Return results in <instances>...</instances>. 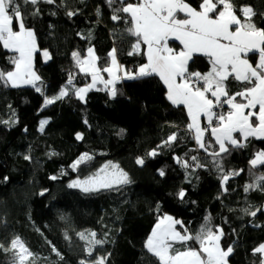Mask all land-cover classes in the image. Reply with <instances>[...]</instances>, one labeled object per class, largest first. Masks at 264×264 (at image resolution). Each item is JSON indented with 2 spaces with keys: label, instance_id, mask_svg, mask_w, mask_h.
<instances>
[{
  "label": "trees",
  "instance_id": "1",
  "mask_svg": "<svg viewBox=\"0 0 264 264\" xmlns=\"http://www.w3.org/2000/svg\"><path fill=\"white\" fill-rule=\"evenodd\" d=\"M185 2L199 10L202 0ZM232 2L235 14L242 20L239 8L251 5L257 13L253 22L264 29V0ZM21 7L25 26L33 30L38 49L48 50L51 59L44 61L40 50L34 53L33 67L43 82H37V86L42 87L43 94L32 86H0V121H17L14 126L0 123V243L8 247L11 239L19 236L39 256L38 261L33 258L25 264H80L82 260L92 264L102 255L108 256L106 264H159L144 247L158 218L172 216L182 222L175 225L178 231L187 229L195 235L207 216L214 230L217 225L223 229L222 247H233L228 264H260L261 254H254L253 249L264 242V182L260 179L264 165L252 169L249 161L260 147L264 148V139L250 137L243 142L244 148L222 157L225 174L240 172L230 178L224 191L221 174L211 165L212 157L198 149L194 133L186 131L190 123L187 109L167 99L166 85L158 75L120 80L116 86L122 94L115 98L98 87L89 90L86 102L71 94L43 107L44 95L58 94L69 73L75 74L74 87L91 80L90 73H81L76 66L74 51L83 58L93 47L101 69L109 66L111 49H116L118 61L131 70L144 64L146 56L143 49L129 55L136 42L125 31L130 25L111 19L113 12L107 0H56L53 4L40 2ZM36 8L39 14L32 15ZM68 11L77 14L69 17ZM13 28L17 29L15 25ZM169 43L180 47L176 40ZM12 55L17 54L0 45V70L14 68L10 63ZM257 56L258 53L247 55L252 65ZM210 68L209 59L200 53L189 62L190 72L203 74ZM226 87L233 95L242 91V82L230 77ZM41 120L48 121L43 131L39 130ZM78 132L83 134L82 140L76 139ZM173 133H177V141L158 147ZM208 133L205 135L210 136ZM213 148L218 151L219 146L213 144ZM153 149L157 155L149 156ZM82 153L92 159L74 171L70 165ZM26 155L31 159L26 160ZM191 156H198L207 166L194 173L189 169L186 179V170L174 157ZM137 157L145 159L143 166L136 164ZM109 162L126 171L133 183L119 192L93 194L68 187L70 181L83 179ZM159 169H164L163 177ZM5 176L9 177L7 182ZM52 176L57 179H50ZM253 183L258 187L245 193V185ZM181 188L186 193L183 201L177 196ZM43 189L48 191L41 196ZM244 208L257 215L245 214ZM91 231L107 243L97 246L88 256L87 241L77 233ZM189 246L197 250L200 247L196 241H190ZM174 247L184 250L178 243ZM13 256L11 251L0 250V264H12Z\"/></svg>",
  "mask_w": 264,
  "mask_h": 264
},
{
  "label": "snow or ice",
  "instance_id": "2",
  "mask_svg": "<svg viewBox=\"0 0 264 264\" xmlns=\"http://www.w3.org/2000/svg\"><path fill=\"white\" fill-rule=\"evenodd\" d=\"M40 2L53 4L56 0H0V45L18 54L10 57V63L14 66L12 71L0 70V86L19 88L31 85L38 93L43 94L42 87L37 86V82L41 85L43 82L33 68V54L38 51L35 34L31 28L25 26V13L21 7V4L36 6ZM63 2L64 0H61V3ZM107 4L112 9L111 19L114 22L124 20L130 25L125 31L135 38L136 42L132 45L133 51L129 52V55L135 54L142 41L148 49L147 63L141 65L138 70L125 69L121 77L114 74L111 66L102 69L97 67L96 62L99 58L94 56L93 48H88L87 56L83 58L80 52L74 51L72 56L76 66L81 73L91 74L92 83L83 87H74L75 74L69 73L67 83L61 87L58 94L53 97L44 95L43 107L63 100L71 94L80 101L86 102V94L95 88L97 83H103L109 96L115 98L122 94L116 86L120 80H137L158 75L167 85V99L173 105L183 104L187 108L190 123L186 131L194 133L192 138L198 149H202L212 157L211 165L222 177L221 188L227 191L225 185L231 177L239 175L240 172L229 171L225 174L222 157L246 146L235 138L233 133L238 132L244 141L250 137L264 139V29L257 28L253 22V17L257 13L251 5L241 6L239 11L243 16L242 20L235 14L232 0H215V3L213 0H202L199 10L185 0H136L135 3L126 0H107ZM219 5L223 6L222 9L218 7ZM179 13H184L186 18H177ZM38 14L39 9L36 8L32 15ZM76 14L75 11L67 12L69 17ZM14 25L18 27V31L13 30ZM232 26L235 27L234 31L230 30ZM170 36L183 45L181 51L175 52L168 46ZM115 53L116 49H113L108 54L112 57L113 65H116ZM198 53L206 56L211 64L210 70L203 74L189 71V62ZM249 53H258L259 59L255 67L246 58ZM42 55L46 61L51 59L46 49L43 50ZM120 68L122 66L117 67V72ZM102 73H108L111 79L105 80ZM230 77L242 82V91L229 94L226 81ZM177 78L184 83H177ZM206 93H210L214 100ZM237 98L240 100L238 101ZM226 105L230 109L226 115L214 111ZM257 107L258 112L255 111ZM245 109L252 110L245 113ZM201 114L207 116L208 127H201L198 121ZM253 117L258 123L254 124ZM16 122L15 120L0 121L9 126H14ZM47 123V120L40 121L39 130L43 131ZM209 128L210 136H206ZM76 139L82 140L83 134L76 133ZM177 140V133H173L158 147H168ZM213 144L219 146L218 151L213 148ZM148 155L156 156L157 151L153 149ZM24 158L31 159L27 155ZM91 159L88 153H82L70 167L76 171ZM174 160L186 170V179L189 169L194 173L197 168L207 166L198 156H191L190 159L174 157ZM135 162L143 166L145 159L137 157ZM249 165L252 169L264 165V150L255 153ZM158 174L163 177L164 169H159ZM3 179L7 182L9 177L5 176ZM50 179L55 180L57 177L52 176ZM260 179L264 182V176ZM131 183L133 181L126 171L119 165L109 162L83 179L70 181L68 187L79 189L84 194H93L101 191L119 192ZM257 187L256 183L246 184L244 191L247 193ZM47 191L48 189H43L39 194L43 196ZM185 195L183 188L177 193L182 201ZM242 211L251 216L257 215L255 211L249 212V208H244ZM204 219L206 223L201 225L195 235H192L187 229L183 233L177 231L175 225H182V222L165 214L158 218L157 224L144 242V247L158 259L159 264H228V257L233 252V247L229 245L224 249L221 245L223 229L217 225L214 230L210 225L209 217L206 216ZM77 235L81 240L87 241L85 251L88 256L93 255L97 246L107 243L106 239H97L95 231L87 234L80 232ZM104 235L107 236V233ZM190 241H196L200 246L199 250L190 247ZM177 243L184 250L176 249L174 245ZM0 250L6 253L13 252V264L17 259L19 264H25L29 257L34 256L19 236L11 239L8 247L0 243ZM52 251L60 256L61 260L63 259L55 247ZM253 253L261 254V264H264V243L255 247ZM107 259L108 256H98L92 264H106ZM80 264H85V261L82 260Z\"/></svg>",
  "mask_w": 264,
  "mask_h": 264
},
{
  "label": "crops",
  "instance_id": "3",
  "mask_svg": "<svg viewBox=\"0 0 264 264\" xmlns=\"http://www.w3.org/2000/svg\"><path fill=\"white\" fill-rule=\"evenodd\" d=\"M135 2H136V0H135L134 2H132V3H135ZM177 18H181V19H182V18H186V17H185V14H184V13H179L178 16H177ZM17 29H18V27H17ZM230 30L234 31V30H235V27H234V26L230 27ZM169 40H175V39H174L173 37L170 36V37H169ZM176 41H178V40H176ZM178 42H179V41H178ZM179 43H180V42H179ZM168 46L171 47L175 52H179V51H181L182 48H183V45H181V44H180V47H178V48L172 46L170 43H168ZM91 48H93V47H91ZM93 49H94V48H93ZM141 49H143V51H144V53H145L146 61H145L144 64H146V63H147V51H148V49H147V45L144 44L142 41H141L139 47L136 49V52H139ZM112 50H113V49H111L110 51H112ZM86 56H87V51H86V54H85L84 57H86ZM94 56L96 57V53H95V51H94ZM115 59H116V65H113V64H112V57H110V64H109V66L113 67V69H114V74H118L119 76L122 77V76L124 75V70L127 69V68H125V67H124V66L118 61L117 56H116V53H115ZM142 65H143V64H142ZM109 66H108V67H109ZM118 66H122V68H120L119 72H117V67H118ZM140 66H141V65H140ZM140 66H139V67H140ZM139 67H138L136 70H138ZM108 77H109V75H108V73H106L104 79L107 80V79H109ZM179 79H180V78H177V83H180V82H179ZM98 87H101V88H104V89H105V86H104L103 83H97L96 86H95V88H93V89H96V88H98ZM166 89H167V85H166ZM206 95H208V97H209L210 99L212 98V99L214 100V98L211 97L210 93H207ZM237 100L239 101L240 99L237 98ZM226 106H227V105H226ZM185 108H186V107H185ZM186 109H187V108H186ZM249 110H251V109H245V113H247ZM255 110L258 112V107H257V109H255ZM200 116H201V120H202V124H203V121L205 120V115H204V114H201ZM209 135H210V132H209ZM235 135H237V137H238V139L240 140V142H242V143L244 142V140L241 141V140H242V137L240 136V134H239L238 132L233 134L234 137H235ZM161 217H162V216H161ZM157 222H158V220H157ZM157 222L154 224V226L157 224ZM154 226L152 227V230H153Z\"/></svg>",
  "mask_w": 264,
  "mask_h": 264
},
{
  "label": "rangeland",
  "instance_id": "4",
  "mask_svg": "<svg viewBox=\"0 0 264 264\" xmlns=\"http://www.w3.org/2000/svg\"><path fill=\"white\" fill-rule=\"evenodd\" d=\"M13 30H14V31H18L19 29H15V28H13ZM36 46H37V43H36ZM37 49H38V46H37ZM38 50H40V49H38ZM43 50H45V49H43ZM43 50H40V51H41V55H42ZM17 55H18V54H17ZM42 58H43L44 61H46L45 58L43 57V55H42ZM246 58H247V57H246ZM258 59H259V57L257 56L256 63H257ZM33 60H34V54H33ZM249 62H250V60H249ZM250 63H251V62H250ZM251 64H252V63H251ZM255 65H256V64H255ZM255 65H253V66L255 67ZM33 68H34V67H33ZM12 70H13V69H12ZM12 70H11V71H12ZM34 70H35V69H34ZM37 75H38V74H37ZM108 78L111 79L110 76H109ZM90 83H92V77H91V80H90L87 84H90ZM87 84H85V85H87ZM85 85H82V86H80V87H83V86H85ZM24 86H31V85H24ZM206 94H207V93H206ZM210 95H211V94H210ZM211 99H212V98H211ZM251 110H252V109H251ZM251 110H249V111H251ZM255 111H256V110H255ZM41 121H42V120H41ZM198 121H199L201 127H203L202 120H201V116H199ZM204 121H205V122L208 121V118H207L206 115H205V120H204ZM255 123H258V121L255 120V121H254V124H255ZM210 131H211V130H210ZM210 131H209V132H210ZM208 134H209V133H208ZM208 134H207V135H208ZM233 134H234V133H233ZM235 138L238 139L237 135H235ZM238 140H239V139H238ZM241 141H243V138H242ZM262 150H264V148H263V147H260L255 153H257V152H259V151H262ZM253 158H254V156H253ZM253 158H252V159H253ZM175 220H176V219H175ZM176 230H177V229H176ZM177 231H178V230H177ZM151 232H152V230H151ZM151 232H150V233H151ZM150 233H149V234H150ZM149 234H148V235H149ZM147 237H148V236H147ZM146 239H147V238H146ZM262 243H264V242H262ZM258 246H259V245H258ZM258 246H257V247H258ZM26 247H27V246H26ZM28 249H29V248H28ZM17 251H19V249H17ZM32 253H33V252H32ZM33 254H34V253H33ZM33 258H34L36 261L39 260V256L36 255V254H34L33 257H29L28 260H29V259H33ZM28 260H26L25 263H26ZM12 264H13V263H12ZM15 264H19L18 259L16 260ZM260 264H261V263H260Z\"/></svg>",
  "mask_w": 264,
  "mask_h": 264
},
{
  "label": "built area",
  "instance_id": "5",
  "mask_svg": "<svg viewBox=\"0 0 264 264\" xmlns=\"http://www.w3.org/2000/svg\"><path fill=\"white\" fill-rule=\"evenodd\" d=\"M179 82H180V83H184V81L181 80V79H179ZM229 110H230V109H229L228 106H224L222 109H219V110L214 109V111H220V112H222V113L225 114V115L227 114V112H228ZM213 126H214V125H213ZM203 127H208V121L204 122ZM209 131H210V128H209L208 132H209Z\"/></svg>",
  "mask_w": 264,
  "mask_h": 264
}]
</instances>
